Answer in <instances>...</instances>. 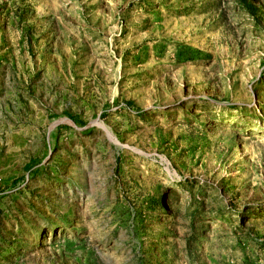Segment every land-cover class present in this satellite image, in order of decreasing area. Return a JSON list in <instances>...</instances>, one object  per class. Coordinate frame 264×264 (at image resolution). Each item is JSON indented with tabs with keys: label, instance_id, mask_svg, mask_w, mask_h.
I'll use <instances>...</instances> for the list:
<instances>
[{
	"label": "rangeland",
	"instance_id": "obj_1",
	"mask_svg": "<svg viewBox=\"0 0 264 264\" xmlns=\"http://www.w3.org/2000/svg\"><path fill=\"white\" fill-rule=\"evenodd\" d=\"M0 264H264V0H0Z\"/></svg>",
	"mask_w": 264,
	"mask_h": 264
},
{
	"label": "trees",
	"instance_id": "obj_2",
	"mask_svg": "<svg viewBox=\"0 0 264 264\" xmlns=\"http://www.w3.org/2000/svg\"><path fill=\"white\" fill-rule=\"evenodd\" d=\"M124 105L129 107L130 106V102L126 101L124 102ZM68 117L74 122V123H79V121L77 119H75L73 116L68 115Z\"/></svg>",
	"mask_w": 264,
	"mask_h": 264
}]
</instances>
